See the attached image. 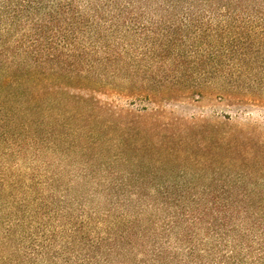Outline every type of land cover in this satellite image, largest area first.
<instances>
[{"label": "trees", "instance_id": "1", "mask_svg": "<svg viewBox=\"0 0 264 264\" xmlns=\"http://www.w3.org/2000/svg\"><path fill=\"white\" fill-rule=\"evenodd\" d=\"M262 74L264 0H0V142L19 134L35 165L24 189L43 199L40 264H244L264 235L246 173L218 176L177 121L144 122L96 93L251 96ZM190 129L192 145L223 150L225 136Z\"/></svg>", "mask_w": 264, "mask_h": 264}, {"label": "rangeland", "instance_id": "2", "mask_svg": "<svg viewBox=\"0 0 264 264\" xmlns=\"http://www.w3.org/2000/svg\"><path fill=\"white\" fill-rule=\"evenodd\" d=\"M252 71L257 74L255 69ZM262 75L264 81V74ZM262 84L261 89L251 96H244L239 92L226 94L217 88L205 92L201 97L194 96L195 99H164L157 103L143 100L131 104V99L126 96L100 92L96 93V96L102 101L144 114V122L150 113L159 110L162 120L178 122L172 128H176L186 138L184 149H192L199 155L203 153L213 156V164L220 168L216 172L218 176L230 175L229 170L233 173L244 171L248 189L243 193L252 197H264V82ZM76 92L85 93L84 90L77 89ZM143 105L148 107L147 111L141 110ZM194 124L203 125L206 130L204 133L208 136L215 135L219 140L225 136L226 139L220 141L223 150L217 152L212 140H208L209 149L206 151L199 148L200 143L197 146L192 145L188 138L193 136L190 128ZM18 137L19 134L15 138ZM15 138L9 135L7 142H0V264H40L42 256L35 247V238L37 225L41 220L43 199L37 193L24 189L35 165L30 163L29 157L20 151L16 143L14 144ZM228 144L232 152L225 150ZM17 181L19 184L22 181V187L12 190L10 184ZM232 193L239 194V191ZM19 218L26 224L33 223V227H14ZM9 226L13 232L8 237L5 229ZM255 234L258 237L255 240H259L252 243L251 248L243 246L241 251L244 264H264V255L260 250V247H264V241H261L264 235ZM249 239H252L251 236Z\"/></svg>", "mask_w": 264, "mask_h": 264}]
</instances>
